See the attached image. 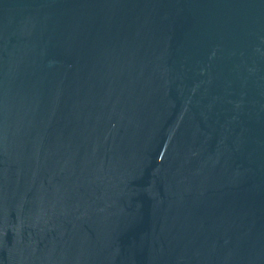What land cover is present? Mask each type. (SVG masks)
Segmentation results:
<instances>
[{"label": "water", "instance_id": "water-1", "mask_svg": "<svg viewBox=\"0 0 264 264\" xmlns=\"http://www.w3.org/2000/svg\"><path fill=\"white\" fill-rule=\"evenodd\" d=\"M0 264H264V0H0Z\"/></svg>", "mask_w": 264, "mask_h": 264}]
</instances>
